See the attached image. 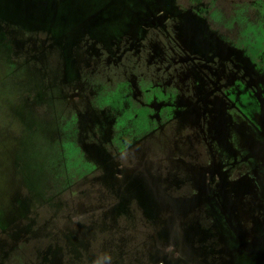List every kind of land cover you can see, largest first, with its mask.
<instances>
[{
  "label": "flooded vegetation",
  "instance_id": "af4514ba",
  "mask_svg": "<svg viewBox=\"0 0 264 264\" xmlns=\"http://www.w3.org/2000/svg\"><path fill=\"white\" fill-rule=\"evenodd\" d=\"M168 1H133L132 11L117 6L113 11L121 17L104 33L74 24L70 34L56 36L50 47L53 53H41L53 54V62L66 76L58 79L64 89L50 95L48 102L58 104L59 112L67 110L68 120L74 123L66 126L64 120L58 125L57 108L50 106L51 128L45 129L51 140L66 139L64 148L74 152V169L79 150L85 164L93 162L92 171L81 176L92 174L88 188L95 190L96 185V190H106L108 184L112 191L128 189L132 193L128 197L145 212L147 222L162 226V232L145 239L149 246L156 236L169 237L175 230L166 231L167 220L174 213L170 202L178 208L203 188L207 191L202 197L205 215L201 208L199 215L206 220L204 240H213L215 235L224 240L225 248L231 245L216 258L224 264H264V0H171L170 8ZM111 3L114 1L91 0L89 6L109 11ZM131 12L135 18L129 16ZM136 19L139 23L132 24ZM45 23L28 25L36 30ZM58 24H48V28L61 31ZM148 77L151 91L144 89L142 122L139 117L134 122L138 108L132 85L136 78ZM170 80L183 82L173 90L176 99L156 101L155 86ZM132 135L133 142L127 144ZM6 141L13 147L12 139ZM53 148L57 160L67 153L60 145ZM112 158L118 163L110 167ZM7 159L8 155L0 156V179L7 182L0 187V224L21 212L23 201L29 204L34 190L40 196L51 188L39 207L57 200V207L75 205L73 195L65 199L61 194L84 183H79L77 175L67 179L54 158L52 167L22 154L8 172ZM28 176L37 177L36 187L29 185ZM20 189L23 196L13 201V193L19 194ZM159 190L161 199L150 205L151 196ZM134 195L145 198L140 201ZM171 196L180 200L172 201ZM118 206L124 205L110 203L109 211H122ZM58 212L56 208L53 218ZM70 215L79 217L78 212ZM217 218L219 234L215 231ZM187 219L178 230L188 237V246L197 248L193 256H210L190 239L193 233H187V226L196 223L197 217ZM235 223L241 226L248 245L237 234ZM222 226L233 234L231 239ZM0 237H4L1 231ZM18 246L12 245L10 252ZM183 251L173 246L167 253L173 259ZM190 251L188 248L186 255Z\"/></svg>",
  "mask_w": 264,
  "mask_h": 264
},
{
  "label": "rangeland",
  "instance_id": "374dc122",
  "mask_svg": "<svg viewBox=\"0 0 264 264\" xmlns=\"http://www.w3.org/2000/svg\"><path fill=\"white\" fill-rule=\"evenodd\" d=\"M27 1L29 0H0V156L8 155L7 172L10 165L16 163L14 159H18V156L24 154L29 157H37L38 162L45 165L48 163L52 167H55L52 160L54 158L56 166L58 165L62 169L61 173L68 174L67 179H74V175H77L79 179L82 172H85L84 175H86L92 171L93 162L85 164L79 150L75 154L77 161L74 169V152L71 148L69 150L64 148L66 139L61 138L58 142L54 139L51 140L47 134L45 127L51 128L49 124L52 121L50 106L57 108L56 122L58 125L64 120L66 126H70L74 122L68 120L67 110L59 112L58 104L48 102L50 95H58L64 89V85L58 83V79L66 74L60 72L58 66L53 62V54L46 55L41 52L47 53L49 50L52 52L50 47H53L56 36L59 37L58 35L64 33L70 34L74 30V24L99 33L113 29L121 17L113 10L117 6H121V9L132 11L135 6L133 1L141 3V0H112L114 4L111 3L109 11L91 9L89 6L80 12L77 11L76 0H59L57 5L47 2L46 10L49 9V11L44 13H41L44 6L38 5V8L34 9L35 5ZM172 3L171 0L168 1V8ZM129 16L134 17L135 15L131 12ZM133 21L134 25L139 23L137 19ZM43 22H46L45 26L37 27L36 30L29 26ZM58 22L60 25L58 24L57 29L61 28V31H57L56 28L55 30L48 28V24L54 25ZM75 45L77 48H81V45ZM62 69L64 70L65 66ZM150 84L149 77L143 80L138 78L134 80L132 85L133 102L135 108H138L136 109L137 116L135 113L133 114L134 122L136 117H139V123L142 122L141 105L145 109L146 100L144 89L148 92L151 91ZM182 86V80L157 83L155 86V91L158 94L156 101L173 102L176 99L173 90ZM162 88L165 90L164 92H160ZM132 137L135 138L132 135L130 139H127V144L131 140L133 142L134 138ZM10 139L13 140L14 148L10 146L12 143L6 141ZM59 145L64 148L63 152L67 153L57 160L59 155L53 153L55 151L53 146L58 148ZM117 163V160L112 158L110 167ZM42 172L44 171L42 170ZM46 174L50 175L49 172ZM91 176L92 174H88L87 177L83 176L79 183H84V185H75L71 190L61 194V197L65 199L69 195L74 196L75 205L71 209L67 206L57 207L59 200L50 201L46 207H39L44 201L43 198H47L51 194V188L42 191L40 196H37L38 193L34 190L29 204L24 205L25 201H23L21 212L20 210L15 212L17 217L5 220L11 223L14 220V222L0 224V231L4 234V237H0V264H63V258L64 264H224L220 258L216 257L221 253L224 254L225 249H230L231 245L227 242L228 248H225L224 240H221L220 237L216 238L215 235L213 240H204L206 236L204 222L206 220L199 215L200 208L204 214L202 197L207 191L203 188L188 196V199L180 203L178 208H175L174 203L170 202L174 213L167 220L166 231L168 233L167 229L174 230V227L175 230L169 237L156 236L149 246L145 239L149 234L162 232V226L147 222L145 212L139 208L135 200L128 197L132 196L128 189H123L122 192L112 191L114 189H110L108 184L105 185L106 190H96L95 187H98L96 185L94 186L95 190L91 186L88 188V183H92L88 180ZM28 178L29 185L36 187L37 177L28 176ZM53 183L50 180V184L53 185ZM3 184L7 186L4 178L0 179V187H4ZM47 184L49 185L48 182ZM86 188H88L86 192L80 191ZM138 195L140 194L138 193ZM138 195H134V197L140 201L145 198L144 196L140 198ZM20 196H23L21 189L19 194L14 195L13 193L15 199H11L15 201ZM161 196L160 190L155 196H151L150 205H156ZM169 198L175 202L180 200L179 197L171 196ZM113 202H122L124 206L118 207L123 210L119 212L118 208H115L113 211H109L112 206L109 207V205ZM56 208L60 212L53 218ZM149 211L151 213L152 209ZM72 212H78L79 217L72 218L70 215ZM194 216L197 217L196 223L189 224L190 227L187 226V233H193L190 239L195 240L198 243L197 246H201L202 252H208L210 255L204 259L193 256L197 248L195 250L191 244L188 246V237L186 238L185 233L178 230L181 223L183 225L187 223L186 217ZM215 221L217 229H213L219 234L218 230L221 224L218 222L219 219H215ZM258 228L261 227L258 226ZM235 229L244 243L248 245L241 226L235 223ZM222 231L228 234L230 239L233 237L231 232H225L228 230L223 226ZM188 236L190 235L188 234ZM27 238L28 240H26ZM141 241L144 243L140 244ZM12 245H19V249L10 252ZM173 246H180L181 251H185L179 252L171 259L167 252ZM188 248L191 250L190 256L186 255ZM66 251H70L71 254H67ZM228 251L232 253L231 250ZM199 259H203V261L199 262ZM67 260L69 261L67 262Z\"/></svg>",
  "mask_w": 264,
  "mask_h": 264
},
{
  "label": "water",
  "instance_id": "95a60500",
  "mask_svg": "<svg viewBox=\"0 0 264 264\" xmlns=\"http://www.w3.org/2000/svg\"><path fill=\"white\" fill-rule=\"evenodd\" d=\"M29 1L32 2L35 5V8L34 9H37L38 8V5L39 6H44L43 12L41 11V13H44V12L49 11V9L46 10L47 2H49V3L53 4V5L55 3L57 5L58 2H59V0H57V1L56 0H36V1L35 0H29ZM29 1H27V2H29ZM60 1H63V0H60ZM76 2H77V5H78L77 11L80 12V11L85 10L87 7H89V4H90L91 0H76ZM76 14H78V13H76Z\"/></svg>",
  "mask_w": 264,
  "mask_h": 264
}]
</instances>
